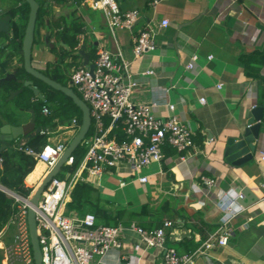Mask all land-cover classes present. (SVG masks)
I'll return each mask as SVG.
<instances>
[{
  "label": "crops",
  "instance_id": "1",
  "mask_svg": "<svg viewBox=\"0 0 264 264\" xmlns=\"http://www.w3.org/2000/svg\"><path fill=\"white\" fill-rule=\"evenodd\" d=\"M116 1L122 10H140V18L131 29L119 27L112 32L102 11L80 4L79 15L85 23V32L77 35L81 47L85 45V51L91 55L102 46L119 51L141 83L136 99L159 101L153 109L159 117L170 114L166 100L175 104V114L193 130L196 145L182 152L165 147L161 163L151 167L148 173L138 174L148 176L145 183L130 172L127 164H121L115 170L120 176V188H125L128 178H132L137 191L110 197L112 211L121 212L116 223L135 222L153 228L170 219L173 225L167 229L166 247L183 239H194L201 245L220 226L224 212L218 205V194L238 193L239 189L248 187L252 193L247 196L255 199L245 207L240 205L239 213L229 224L232 230L229 243L211 248L208 255L197 256L192 264H264V122H260L259 137L253 141L257 150L251 161L234 164L224 156L227 140L244 135L247 122L253 116L254 109L250 106H264V82L250 76L242 60L247 53L264 50V0H162L155 7L149 4L150 0ZM64 4L67 2L59 3L60 7ZM5 13L1 9L0 18ZM55 15L54 11L46 15L47 20L36 30L32 62L46 74L47 70L54 69V64L59 65L70 85V73L78 64H69L73 62L71 56L63 60L64 52L60 48L63 41L57 40L54 34L49 36V21ZM163 19H168L169 24L161 29L158 24ZM147 28H157L156 48L136 57L135 37ZM5 33L12 35L11 29ZM7 43L9 40L0 36V46ZM77 51L79 54L80 50ZM193 55L198 59L189 68ZM95 57L92 55V59ZM77 62L82 65L83 57ZM16 64L14 59L5 68L14 71ZM261 68L264 77V66ZM3 75L0 71V77ZM219 83L221 88L217 86ZM34 85L37 86L35 81ZM41 92L45 95L43 89ZM201 97H206L205 103L200 101ZM14 99L6 100L7 105L0 104L3 124L25 123L32 117V113L27 114L30 110L17 107ZM5 114H11L15 121H9ZM74 118L81 125L79 117L73 115L67 124L56 118L55 125L45 127L50 135L48 142L72 139ZM38 169L30 182L26 179L28 187L35 188L47 172L44 163L39 162L33 173ZM206 177L214 178L215 184L208 187L203 179ZM101 179L95 187L104 191ZM14 234L15 229L10 227L0 239H13ZM125 239L123 252L130 254L132 245L140 242V238L136 233H127ZM144 248L138 256L130 254L132 257L128 260L121 258V251L112 249L106 261L109 264H163L164 249L153 247L150 253L151 248Z\"/></svg>",
  "mask_w": 264,
  "mask_h": 264
},
{
  "label": "built area",
  "instance_id": "2",
  "mask_svg": "<svg viewBox=\"0 0 264 264\" xmlns=\"http://www.w3.org/2000/svg\"><path fill=\"white\" fill-rule=\"evenodd\" d=\"M161 1L150 0L149 4L155 7ZM66 2L70 4L74 0ZM47 3L53 7L59 5L56 0H48ZM81 4L102 11L112 32L119 27L131 29L141 15L138 9L122 10L116 0H82ZM168 24L169 20L163 19L158 27L162 29ZM155 33L157 28H147L135 37L136 57L156 48ZM80 48L81 42L76 49ZM197 59L198 56L193 55L188 67L192 68ZM92 62L95 65L93 70L82 64L74 68L69 77L70 85L77 89L90 107L92 124L81 143L85 148L84 156L73 173L67 172L66 178L58 175L53 177L42 192L37 206L30 200L34 188L28 196L14 191L12 197L17 203L16 210L0 233V236L3 235L10 227L15 229L14 238L3 249L7 263L35 264L28 221L29 207H34L36 211L44 264H109L106 256L112 249L121 251V258L128 260L132 256L123 252L127 233L139 236L140 242L132 245L136 251L143 246L144 249H164L163 264H192L197 256L208 255L211 248L227 245L232 234L229 224L240 209V204L237 203V199L242 197L240 192L218 194V205L224 212L220 226L210 239H206L193 252L184 254H179L175 246L166 247L167 229L173 225L170 219L164 220L158 227L147 228L135 222L128 225L98 223L96 214L91 211L82 215L77 211L67 213L71 192L79 181L97 186V181L105 172L112 174L113 168L127 164L130 172L137 175L141 183H145L148 176L138 175L139 171L154 162L161 163L165 147L180 152L196 147L194 132L175 114V104L166 100L170 114L163 118L153 111L160 104L159 101L145 102L136 99L141 83L130 72L129 62L119 51L114 52L109 47L102 46ZM217 86L221 88L222 84ZM200 101L205 103L206 97H201ZM255 107L254 104L250 106L252 109ZM49 112V107L45 106L43 113ZM259 122H264V116ZM79 127V120L74 118V134ZM42 132L48 133V130ZM70 140L47 142L41 151L29 146H19V149L44 163L48 171L57 163ZM73 160L74 156L65 166L72 165ZM203 179L208 187L215 184L214 178ZM125 183L121 181V185ZM4 240L0 239V243Z\"/></svg>",
  "mask_w": 264,
  "mask_h": 264
},
{
  "label": "trees",
  "instance_id": "3",
  "mask_svg": "<svg viewBox=\"0 0 264 264\" xmlns=\"http://www.w3.org/2000/svg\"><path fill=\"white\" fill-rule=\"evenodd\" d=\"M47 1L48 0H38L40 3V9L38 12L36 30L47 20L45 17L49 14L51 7L50 4H46ZM56 1L58 4L66 2V0ZM81 2L82 0H74L73 3H70L74 7V12L70 18L62 14L58 17L53 16L52 20L49 21L51 24L49 36L54 34L57 40L63 41L70 47V49L67 50L64 46H60L64 52L62 56L63 60L69 56L72 57L73 62L69 63L70 65L80 64V62H77L78 58L81 57V55L77 53L78 51L76 49L78 43L80 42L77 35L85 32V23L81 15L78 13V6H80ZM29 11L30 7L28 3L24 0H18L16 5L8 9L5 13L11 17L12 35L9 36L5 32L0 33L3 40H9V43L0 46V62L6 61L5 64H10L11 61L17 59V63L20 65L16 64L13 68L18 79L34 78L26 72L23 66L22 44L25 28L29 18ZM92 55L93 57L96 56L95 53ZM242 60L248 74L264 82V77L261 73V67L264 66V50L257 49L251 53H247L244 55ZM58 66L59 65L55 67V65H53V74L47 73V75L68 85L67 80H65L66 77H64L62 71L58 69ZM5 67L7 68L6 65ZM0 71L3 74L2 69ZM37 81L45 85L43 91L45 92L46 101L39 99L35 95L34 91L29 87H25L23 92L18 94L13 100L17 107L23 108L27 111L31 108L35 110L36 130L30 135L22 136L19 139L3 140L0 138V147L6 144V147L2 150L1 154L0 183L5 187L25 196H28L33 190V188L26 186V179L37 169L39 161L33 155L19 149V146H29L34 148L36 151H41L47 144L50 136L49 134L42 132L45 127L55 125L56 118H59L63 124H67L73 115H77L81 121L82 115L80 108L71 98L60 91L54 90L41 80L37 79ZM36 85L38 86V84ZM22 86L23 84L18 80L0 82V100L5 103L10 94V90H16ZM59 95H63V97H65L63 101H59ZM50 101H55V106H51L49 104ZM262 105H264V103ZM45 106L50 109L48 114L43 113V108ZM30 113V111L27 112V114ZM5 115L9 121H15V119L11 118V114ZM1 125H3L2 120H0V126ZM84 153L85 148L80 145L73 154L74 160L72 165L65 166L69 172L73 173L77 169ZM98 191L99 189L97 187L89 183L79 181L71 192V199L68 203V207L70 205L73 209H76L79 212L89 207L92 209L93 213L96 214L98 221H105V224L109 225H117L116 218L117 215H121V212L117 213L112 211L111 202L103 201L100 198V195L97 194ZM16 205V200L0 189V233L4 229L11 215L15 212ZM174 246L179 254H184L193 252L198 246H200V243L196 242L194 239H183L179 243H175Z\"/></svg>",
  "mask_w": 264,
  "mask_h": 264
},
{
  "label": "water",
  "instance_id": "4",
  "mask_svg": "<svg viewBox=\"0 0 264 264\" xmlns=\"http://www.w3.org/2000/svg\"><path fill=\"white\" fill-rule=\"evenodd\" d=\"M28 3L30 7L29 18L27 21V25L25 28V33L23 37L22 51H23V66L27 73H29L32 77L41 80L49 87L54 90L60 91L64 93L66 96L71 98L73 102L80 108L82 112V120L81 125L79 127L78 132L68 143L67 148L62 153L57 163L49 169L42 180L37 184L31 194V203L34 206L39 204V201L42 196V192L45 190L47 185L53 179V177L57 176L63 167L66 165V162L73 156L74 152L81 145L82 141L88 134L91 124L92 118L90 113L89 105L82 99V97L75 91V89L71 85H66L51 76L47 75L41 69L35 67L32 62V53L33 46L35 41V33H36V24L38 18V12L40 9V3L38 0H24ZM11 29V17L8 14L1 16L0 18V31L10 32ZM62 45L65 46L68 50L70 47L61 42ZM54 45V44H53ZM52 45V46H53ZM86 46L82 45L80 48L79 54L83 57V65H87L94 69V63L92 62V55L85 51ZM6 61L0 62V67L4 72V75L0 77V82L18 80L23 84L21 88L16 90H10V95L7 100H12L18 94L22 93L25 87L31 88L35 95L46 101V97L44 93L41 92V89L34 85V80L30 78L26 79H18L15 71H8L5 68ZM32 113V117L29 121L20 124H12L6 123L0 126V138L3 140H12L19 139L22 136H28L32 132L36 130V112L33 108L30 109ZM264 107L259 106L255 107L253 110V116L248 120L247 127L244 130V135L240 138L231 137L227 140L224 146V156L227 161L232 162L234 164H242L244 162L251 161L254 158V154L257 150L256 145L253 143L255 139L259 137L261 123L259 122L263 116ZM6 147V144L0 147V158L2 154V150ZM0 189L3 190L6 194L12 197L14 191L5 187L0 183ZM239 192L245 196L244 199L238 198L237 203L242 206H247L252 202L251 200L255 199L253 196L252 199L247 195L252 193L251 189L248 187H243L239 189ZM28 221L31 235V242L34 252V262L35 264H44L43 263V255L41 246L39 243V236L37 231V220H36V211L34 207H29L28 210ZM1 264V263H0Z\"/></svg>",
  "mask_w": 264,
  "mask_h": 264
},
{
  "label": "rangeland",
  "instance_id": "5",
  "mask_svg": "<svg viewBox=\"0 0 264 264\" xmlns=\"http://www.w3.org/2000/svg\"><path fill=\"white\" fill-rule=\"evenodd\" d=\"M17 1L18 0H0V8L1 9H4L5 11H7L8 9H10L14 5H16ZM86 8L87 7L84 8V11H85ZM53 11L57 14V15H55V17H58L59 15H62L63 14V15H65V16H67L69 18V17H71L72 13L74 12V7H73V5H71L69 3L64 4L63 6L61 5V7H60V5H58L57 7H55V9L52 8V6H51L50 7V10H49V14L52 15ZM1 43H3V41ZM97 52L98 51L95 52V55H97ZM17 65H20V64L17 63ZM54 65H55V67L57 66V64H54ZM64 67H66V66L64 65ZM61 68L62 67L58 66V69L60 71H62ZM53 71H54L53 69L52 70H47V73L53 74ZM33 80L35 81L36 84H38V86H40L42 89H44L45 85L43 83H41V82L39 83L36 78H33ZM75 91L78 92L77 89H75ZM58 98L60 99L59 101H63L65 97H63V95H59ZM0 104L1 105L2 104L3 105H7L6 102L4 103L1 100H0ZM49 104L51 106H55L56 103H55V101H50ZM166 117H163V118H166ZM157 164H158L157 162H154L150 166L143 167L141 169V171H139V173H148L151 170V167H153L154 165L156 166ZM115 170H116L115 168L112 169V172H113V176L114 177L113 176H110V173L109 172H105L104 175L102 176L101 181L105 185V190L104 191H100L99 190L97 192V194L100 195V198L103 201H110L111 202L110 197L111 198L121 197L126 192H129L131 194H135L136 191H137V187L135 186V184H133L131 182L132 178H128L129 184L125 188H123V189L120 188L119 183H118V179H119L120 176L115 173ZM38 171H39V169L35 173H33L32 175H30L27 178L28 182H30L31 179H33L37 175L36 173H38ZM67 172H69V170L64 166L63 169L61 170V172L58 174V177H60V178H66ZM91 208H92V206H91ZM73 210L74 209L69 205L68 210H67V213H70ZM88 211H92V209H90L89 207H87V208L83 209V211H81V214H84V213H86ZM98 223L105 224V221H100L99 220ZM9 241H10V239H5L3 241V243H0V263L1 264H8L7 261H6L5 255L3 254V249H4V245L6 243H8ZM153 251H154V248L151 247V249L149 250V252L152 253ZM130 254L135 255V256H138V255L141 254V251H136L134 248H132L130 250ZM16 264H23V263H16Z\"/></svg>",
  "mask_w": 264,
  "mask_h": 264
}]
</instances>
